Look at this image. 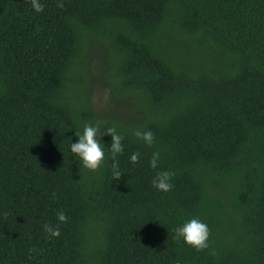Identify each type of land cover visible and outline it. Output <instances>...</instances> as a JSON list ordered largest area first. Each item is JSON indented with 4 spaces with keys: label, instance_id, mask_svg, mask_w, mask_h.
Returning <instances> with one entry per match:
<instances>
[{
    "label": "trees",
    "instance_id": "1",
    "mask_svg": "<svg viewBox=\"0 0 264 264\" xmlns=\"http://www.w3.org/2000/svg\"><path fill=\"white\" fill-rule=\"evenodd\" d=\"M41 2L0 0V262L264 264V0ZM95 49L118 116L89 97ZM86 121L125 133L120 180L107 155L91 171L70 152ZM162 168L169 192L151 184ZM193 215L208 248L173 238Z\"/></svg>",
    "mask_w": 264,
    "mask_h": 264
},
{
    "label": "clouds",
    "instance_id": "2",
    "mask_svg": "<svg viewBox=\"0 0 264 264\" xmlns=\"http://www.w3.org/2000/svg\"><path fill=\"white\" fill-rule=\"evenodd\" d=\"M32 8L36 12H41L44 9V4L41 0H31ZM63 6L62 4L60 5ZM131 134L145 145L155 143V134L149 128H132ZM77 139L75 142L71 140L70 152L79 158L83 168L97 171L104 164L106 155L110 159L111 176L115 180H120L124 175L123 169L120 167L119 156L125 152V133L121 131L117 125L112 124L101 130V122H84L82 130L73 133ZM110 136V142H106L103 137ZM142 153L139 150L131 151L128 155V160L133 164L141 161ZM161 159L159 150L153 151L149 159V166L153 169L157 168ZM176 175L173 169L162 168L156 172L151 179V184L154 188L162 192H169L173 189V177ZM55 195V194H53ZM68 220V216L63 209L56 211V223L45 222L42 224V231L48 239L58 237L61 234L60 225ZM174 239L183 242L196 249H205L209 246L210 227L208 223L197 215L190 216L184 219L181 223L174 226L172 229ZM2 264V262H0ZM174 264H182L180 258L174 260Z\"/></svg>",
    "mask_w": 264,
    "mask_h": 264
},
{
    "label": "rangeland",
    "instance_id": "3",
    "mask_svg": "<svg viewBox=\"0 0 264 264\" xmlns=\"http://www.w3.org/2000/svg\"><path fill=\"white\" fill-rule=\"evenodd\" d=\"M102 50L95 49L91 53L89 70L86 71L88 79L87 90L91 101L93 102L94 109L100 115L108 113L118 116L120 111V104L118 98L114 96L111 91L108 81L110 80L104 75V61L102 58ZM79 82L75 83L77 89Z\"/></svg>",
    "mask_w": 264,
    "mask_h": 264
}]
</instances>
